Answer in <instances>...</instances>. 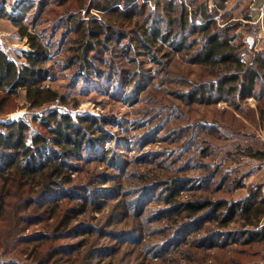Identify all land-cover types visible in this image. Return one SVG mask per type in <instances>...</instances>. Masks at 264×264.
<instances>
[{
  "label": "trees",
  "instance_id": "1",
  "mask_svg": "<svg viewBox=\"0 0 264 264\" xmlns=\"http://www.w3.org/2000/svg\"><path fill=\"white\" fill-rule=\"evenodd\" d=\"M67 1L59 0L58 4L62 6ZM150 1L153 7L149 6ZM50 2L39 3L34 16L36 22ZM215 2L218 5L210 7L209 0H192L188 6L177 0H90L85 16L70 11L54 22V28L64 29L59 46H64L67 39L69 42L58 62L71 70L74 85H97L94 80L102 79L112 96L135 103L146 88L144 68L134 59L137 64L134 68L138 71L118 69L115 63H110L113 52L119 55L118 51H123L127 57L132 52L136 56L147 53L158 65L165 64L160 53L168 59L173 55H187L190 63L204 68L206 76L211 78L189 81L185 84L189 89L178 92L177 99L188 106L227 102L238 110L240 102L257 95L259 84L264 96V54L260 53L251 65L246 64L242 59L244 44L235 43L234 31L240 23H228L229 19L224 18L225 24L220 26L217 16L226 13H221L225 0ZM3 3L6 0H0V5ZM17 7L13 4L14 10ZM31 8L23 5L14 16L5 13L18 28L21 38L27 39L29 49L22 50L17 57L0 49V111L21 91L30 112L29 118L24 114L18 120L0 122V262L92 264L95 256L107 253L97 238L112 235H105L106 227L100 223L82 218L90 211L101 209L104 202L122 196L126 198L122 199L123 218H130L145 208L142 204L153 202L159 189L163 190V195L157 197L162 213L175 212L182 215L184 222L172 239L159 246L154 256L162 257L164 252L172 250L179 234L187 229H200L211 222L217 228L208 229L209 234L198 240L202 246L206 242L217 246V239L223 240V244L263 242L262 188L250 187L249 194L237 200L213 199L203 194L179 199L182 191L190 186V190L198 187L207 191L203 184L217 178L219 165L197 177L146 179V185L134 197L124 192L122 180L127 177L129 163L117 151L125 140L110 129L117 124L116 119L51 108L58 103L69 104L65 94L47 84L53 78L49 62L58 60L60 51L53 52L42 33L30 30V24L25 23ZM90 11L99 16L91 15ZM158 17L164 18L166 27L159 26ZM194 35L199 39L193 38ZM197 43L200 47L194 50ZM112 84L117 86L111 89ZM261 115L263 119L264 112ZM179 128L158 125L142 134L143 142L167 131L169 135L181 134ZM178 140L171 142L178 143ZM182 145L187 146L186 142ZM245 153L264 160V150L248 147ZM90 164L107 165L108 170L91 172L83 182L79 173ZM201 164V168L208 169L207 163ZM222 179L224 184L227 177ZM242 180L243 177L234 179L230 189L243 187ZM239 221V228H231ZM121 234L118 240L132 237L135 232ZM7 256H10L8 260Z\"/></svg>",
  "mask_w": 264,
  "mask_h": 264
},
{
  "label": "rangeland",
  "instance_id": "2",
  "mask_svg": "<svg viewBox=\"0 0 264 264\" xmlns=\"http://www.w3.org/2000/svg\"><path fill=\"white\" fill-rule=\"evenodd\" d=\"M41 1L6 0V3L0 5V49L13 53L15 57L22 50L29 49L27 39L21 38L18 28L5 13L18 15L21 6H32V12L24 20L25 23L30 24V30L42 33L44 40L52 45L53 52L60 51L58 60L49 62L53 69V78L47 84L65 94L69 104L62 106L58 103L51 108L59 107L73 113L105 115L116 119L117 124L110 129L117 133V137L125 140L121 147L117 146L119 147L117 151L121 159L129 163L127 177L122 180L125 193H131L133 194L131 197H134L146 185L147 180L155 177L161 179L197 177L205 175L210 168L218 165L220 172H217V178L203 184V187H207V191L198 187L190 190V186L182 191L179 199L183 201L190 195L203 194L213 199L237 200L247 196L250 187L262 188L264 192V160L251 158L245 153L248 147L264 150V117L261 118V113L264 112L262 85L259 84L257 95L239 103L238 110H234L227 102L217 105L188 106L177 99L179 95L177 93L189 89L185 86L189 81L211 78L206 76L204 68L190 63L187 55H173L171 57L173 59H168L163 58V54L160 53L165 64L158 65L147 53L136 56L137 54L132 52L127 57L123 51H118L119 55L113 52L110 63H115L118 69H126L130 72L132 69L134 72L138 71L134 68L137 65L134 59H137L146 74V88L137 102L130 103L112 96L106 91L102 79L94 80L98 86L93 84L84 87L82 83L74 85L71 70L61 67L58 62L61 55H65L64 50L69 45L68 39L64 46H59L64 29L54 28L53 24L57 19L62 18L64 13L70 11L85 16L90 0H69L62 6H59V0H46L51 2L48 8H44L42 17L36 22L34 16ZM177 1L188 6L192 0ZM209 2L210 7H214L215 3L218 5L215 0ZM224 3L225 7L221 13H226L217 16V23L224 26V18L229 19L228 23H240L234 31L235 43L244 44L242 59L247 65H251L260 53L264 54V18L260 19L258 14V8L264 5V0H225ZM13 4L18 6L17 9H13ZM153 4L152 1L149 2L150 7H153ZM90 14L99 16L95 11H90ZM158 18L159 26L166 27L162 22L164 18ZM193 38L199 39L197 35ZM199 47L200 43H197L194 50ZM116 86L112 84L111 89ZM17 112H24L28 118L30 117L24 93L21 91L8 101L3 112L0 111V122L11 120V115ZM158 125H165L166 128L180 127L181 134L179 132L178 135H169L167 131L153 135L143 142L142 134ZM178 138L180 142H171ZM183 142H186L187 146L184 147ZM202 162L207 163L208 169L201 168ZM82 169L78 177L84 182L91 172L93 174L96 171L107 172L108 167L103 164L98 166L90 164ZM220 177H227V181L223 184V179ZM241 177L244 186L231 190L232 181ZM154 195L156 199L152 200L153 202L147 201L142 204V208H145L135 212L130 218H123L124 200L122 199H126L125 196L104 202L101 209L90 211L82 218L94 224L100 223L106 227L105 235H112V237L97 238L98 243L105 247L103 249L107 253L95 256L91 261L92 264H264V241L243 245L231 242L223 244V240L217 239L215 241L217 246H211L208 242L202 246V242L198 240L205 237L208 229L217 228L213 222L200 229L194 227L187 229L179 234V240L172 250L164 252L162 257L154 256L159 246L172 239L175 230L184 222L182 215L175 212L162 213V204L157 201V197L163 195V190L159 189ZM261 221L264 222V217ZM240 225L239 221L231 228H239ZM123 232H135V235L118 240ZM94 239L92 237L91 241ZM9 258L10 256H7L6 260Z\"/></svg>",
  "mask_w": 264,
  "mask_h": 264
},
{
  "label": "water",
  "instance_id": "3",
  "mask_svg": "<svg viewBox=\"0 0 264 264\" xmlns=\"http://www.w3.org/2000/svg\"><path fill=\"white\" fill-rule=\"evenodd\" d=\"M24 114H25L24 112L13 113L11 115V120L12 121L18 120L19 118L23 117Z\"/></svg>",
  "mask_w": 264,
  "mask_h": 264
},
{
  "label": "built area",
  "instance_id": "4",
  "mask_svg": "<svg viewBox=\"0 0 264 264\" xmlns=\"http://www.w3.org/2000/svg\"><path fill=\"white\" fill-rule=\"evenodd\" d=\"M258 14H259V18L263 20V18H264V5H261L258 8Z\"/></svg>",
  "mask_w": 264,
  "mask_h": 264
}]
</instances>
